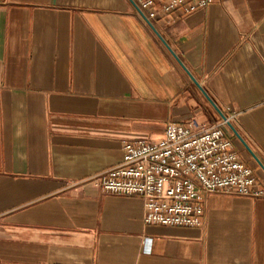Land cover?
<instances>
[{
	"label": "crops",
	"instance_id": "crops-1",
	"mask_svg": "<svg viewBox=\"0 0 264 264\" xmlns=\"http://www.w3.org/2000/svg\"><path fill=\"white\" fill-rule=\"evenodd\" d=\"M156 28L130 0H0V264H264V196L212 193L204 226H163L92 181L125 141L222 121L169 47L264 163V0Z\"/></svg>",
	"mask_w": 264,
	"mask_h": 264
},
{
	"label": "built area",
	"instance_id": "built-area-1",
	"mask_svg": "<svg viewBox=\"0 0 264 264\" xmlns=\"http://www.w3.org/2000/svg\"><path fill=\"white\" fill-rule=\"evenodd\" d=\"M130 1L147 24L156 27L160 16H185L216 0ZM229 121L222 118L210 127L198 119L171 122L159 138L125 141L121 163L92 181L103 193L140 197L147 224L202 227L210 194L264 196L254 169L241 160L234 137L227 134Z\"/></svg>",
	"mask_w": 264,
	"mask_h": 264
},
{
	"label": "water",
	"instance_id": "water-1",
	"mask_svg": "<svg viewBox=\"0 0 264 264\" xmlns=\"http://www.w3.org/2000/svg\"><path fill=\"white\" fill-rule=\"evenodd\" d=\"M153 30L161 37L159 31L157 30L156 27H152ZM171 52L174 54L176 59L179 61V63L183 66V68L187 71V73L190 75L192 80L200 87V89L203 91L205 96L208 98V100L212 103V105L218 110V112L221 114L222 118L224 120L228 119V117L221 111V109L216 105V103L211 99V97L208 95L206 90L201 86V84L198 82V80L191 74V72L186 68V66L183 64V62L180 60V58L173 52V50L169 47ZM230 128L236 135V137L244 144V146L248 149V151L252 154L253 158L256 160L258 165L261 167V169L264 171V163L261 161V159L255 154V152L251 149V147L248 145V143L245 141V139L241 136L239 131L236 129V127L233 125L232 122H228Z\"/></svg>",
	"mask_w": 264,
	"mask_h": 264
}]
</instances>
